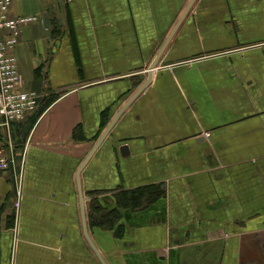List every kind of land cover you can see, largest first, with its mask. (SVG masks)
Returning <instances> with one entry per match:
<instances>
[{
    "label": "crops",
    "instance_id": "crops-1",
    "mask_svg": "<svg viewBox=\"0 0 264 264\" xmlns=\"http://www.w3.org/2000/svg\"><path fill=\"white\" fill-rule=\"evenodd\" d=\"M10 14L39 18L13 54L48 105L10 130L0 117V156L23 174L16 210L17 171L0 170V264H264V0H14ZM148 186L141 207L117 204ZM92 202L113 226H90Z\"/></svg>",
    "mask_w": 264,
    "mask_h": 264
},
{
    "label": "built area",
    "instance_id": "built-area-1",
    "mask_svg": "<svg viewBox=\"0 0 264 264\" xmlns=\"http://www.w3.org/2000/svg\"><path fill=\"white\" fill-rule=\"evenodd\" d=\"M14 0H0V117L2 126L10 130L21 124L38 110L42 95L21 86L13 50L18 44L22 26L39 21L37 16H12L10 9ZM14 158L0 156V170L12 169L16 174L14 208L20 207L22 197V169L16 168Z\"/></svg>",
    "mask_w": 264,
    "mask_h": 264
},
{
    "label": "trees",
    "instance_id": "trees-1",
    "mask_svg": "<svg viewBox=\"0 0 264 264\" xmlns=\"http://www.w3.org/2000/svg\"><path fill=\"white\" fill-rule=\"evenodd\" d=\"M48 105V102L36 113L43 111V109ZM35 113V114H36ZM33 114V115H35ZM159 194V191L156 190L153 186L144 187L141 189H136L133 191H125L116 196L117 204L120 203L124 205H131L132 207H141L144 201H150ZM116 215L113 212H107L102 210L101 207L95 205L94 202L91 203V210L88 215L89 223L94 224V226L100 229H108V227L113 226L115 222ZM93 221V222H92Z\"/></svg>",
    "mask_w": 264,
    "mask_h": 264
},
{
    "label": "water",
    "instance_id": "water-1",
    "mask_svg": "<svg viewBox=\"0 0 264 264\" xmlns=\"http://www.w3.org/2000/svg\"><path fill=\"white\" fill-rule=\"evenodd\" d=\"M43 21L45 23V25L48 24V19L47 16L43 15ZM159 56L156 58V60L151 64L150 68H149V74H148V78L138 87V89L136 90L135 94L131 97V99L135 98L138 94H140L142 92V90L149 84L150 82V76H151V71L155 68V65L158 61ZM129 103V102H127ZM126 106V104H125ZM125 106L118 112L117 116L123 111V109L125 108ZM116 116V117H117ZM116 117L112 120L111 124H113V122L115 121ZM110 127L100 136L97 144L95 145L97 147V145L102 141V139L104 138V136L108 133Z\"/></svg>",
    "mask_w": 264,
    "mask_h": 264
},
{
    "label": "rangeland",
    "instance_id": "rangeland-1",
    "mask_svg": "<svg viewBox=\"0 0 264 264\" xmlns=\"http://www.w3.org/2000/svg\"><path fill=\"white\" fill-rule=\"evenodd\" d=\"M92 222H93V221H92ZM93 223H94V222H93ZM93 223H92V224H90V226H94V224H93ZM95 227H96V226H95ZM97 228H98V227H97Z\"/></svg>",
    "mask_w": 264,
    "mask_h": 264
}]
</instances>
